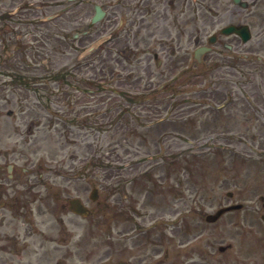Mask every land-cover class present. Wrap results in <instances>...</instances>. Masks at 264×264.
<instances>
[{"label":"rangeland","instance_id":"rangeland-1","mask_svg":"<svg viewBox=\"0 0 264 264\" xmlns=\"http://www.w3.org/2000/svg\"><path fill=\"white\" fill-rule=\"evenodd\" d=\"M21 1L25 0H6V7L5 0H0V18L4 13L16 14L17 17L28 11V8L22 9ZM198 1L206 8L197 9L198 16L204 15L207 10L218 12L220 16L225 13L226 20L231 18L233 22L250 23L252 40L247 45L239 41L240 50L245 51L250 47L255 61L258 57L264 60V0H246L250 3L248 10L234 5L231 0H214L213 6V0ZM27 2L34 8L33 17L42 16L44 20L47 15L56 13L57 8L52 6L55 3L42 6L39 5L40 0ZM187 9H190L189 5ZM90 17L84 15L74 25L82 27ZM2 21L0 37H6L7 23L6 27L5 22L2 26ZM55 23V29H65L62 33L71 29L59 25L58 20ZM194 23L196 25L189 22L187 26L189 38L196 35L199 29L198 24ZM13 25L9 23L11 29ZM20 27L15 25L14 32ZM29 29L33 30L32 26ZM91 34L92 37L84 44L86 46L77 43V47L83 49L79 59H88L93 49L102 48V37L95 36L94 30ZM29 37L31 40L36 38L34 34ZM3 48L7 47L0 43V52L4 51ZM195 49L196 44H188L184 55L187 61L178 64V73L182 74L189 68L194 74L191 67L194 65ZM113 52V57L119 53L121 64H113L115 57L111 58L112 53L105 49L103 57L105 65L110 64L114 68L112 71L115 70L111 84L114 90H127V94L141 93L150 86L146 84L148 79H142L141 74L150 77L153 86H156L177 73L172 71L166 77H161L155 69V62L146 63L147 60L143 58L140 62L136 60L128 65L124 61L125 50L121 53L118 50ZM56 59L53 66L55 71L77 60L70 55H60ZM257 64L261 71L252 73L251 79L258 83V87L250 89L253 95H257L256 92L264 95V63ZM46 70L41 66L37 68V73L45 75ZM86 72H79L75 76L80 79ZM106 72L110 79L111 69L107 67ZM130 73H133L131 77ZM0 79L2 85L7 80L6 77ZM225 84L229 90L237 89L231 86L232 83ZM173 87L174 93L178 94L174 99H151L146 104L132 105L114 93L100 95L93 92L83 95L79 91L75 93L74 99L67 97L64 102L55 95V104L50 110L39 104L33 92L25 91L20 95V91L14 88L10 96L9 90L0 92V183L4 188L0 193V205L5 203L3 208L0 206V264H133L136 261L134 251H141L148 257L158 249L161 252L159 255L163 256L167 247L175 256L172 264H264V249L259 242L264 237V223L261 219L264 214L261 201V197H264V111L259 120L256 119L255 111H252V115L249 114L251 120L247 124H242L239 115H236L237 118H228L229 114L225 113L213 116L210 111L202 115L197 105L190 100L196 99L195 94L190 92L185 96L186 90L196 89L195 80L183 85L179 81ZM170 93L172 90L167 94ZM183 96L190 99L186 98L182 102ZM16 97L23 101V107ZM70 99L74 102L68 105ZM255 99L262 100L264 107V97ZM100 103L103 105L100 106ZM156 103L160 105L157 109L153 108ZM175 103L178 105L174 106ZM125 105H131L130 109L134 111L132 115L138 120L130 119L127 114L129 122L128 118H124L119 124H108V131L89 129V121L86 123L85 117L90 116L94 124L100 121V109H122ZM9 111H13L11 116L8 115ZM58 115L71 120L68 119L70 122L64 125L57 118ZM156 116H167L169 120L152 125ZM172 157L178 160L170 167L167 159ZM93 158L95 160L88 167L105 162L122 168L129 180L152 171L156 185L145 184L149 182L145 181L139 188L128 182L124 188L110 196L105 195L107 188L118 181V177H110L105 182L108 183L105 189L102 188L105 185H96L101 191V207L107 209L104 217L102 209L90 202L89 196L94 187L88 184L90 177L70 176L75 173L74 170L82 168ZM9 164L15 166L14 181H9L7 177ZM99 169L94 168L87 175L92 176ZM58 170L68 175H58ZM228 192H233L235 197L229 199ZM77 195L92 207V217L83 219L70 213L69 200ZM125 196L139 209L140 214L133 215L136 226L125 223L118 225L116 211L121 206L127 207ZM234 203H243L245 211L226 215L218 223L219 233L205 231L199 236L208 214ZM175 208L183 211V214L186 212L183 221L189 226L187 233L178 238L173 235L172 229H165L167 239L170 240L164 238V241L159 239L158 233H148L152 223L159 217L164 216L165 221L172 219L176 215ZM246 218L249 223L244 225ZM237 219L241 220L240 225H234ZM136 227L135 232L131 233ZM184 241L185 245L179 247ZM228 243L234 244V251L220 253L218 245ZM245 249L250 252L247 261L243 260ZM181 250L184 252L181 253ZM144 256L142 258L146 259ZM149 259L145 260L146 264H151Z\"/></svg>","mask_w":264,"mask_h":264},{"label":"flooded vegetation","instance_id":"flooded-vegetation-1","mask_svg":"<svg viewBox=\"0 0 264 264\" xmlns=\"http://www.w3.org/2000/svg\"><path fill=\"white\" fill-rule=\"evenodd\" d=\"M65 1L64 4H58V11L62 12V15L66 13H72L74 7L66 5L70 3L69 0H57ZM100 2L103 9V18L98 23L100 27L96 31V36L104 37L105 47L109 49H147L154 50L151 54L149 51L148 57L145 58L146 63L150 61L156 62L158 69L166 66L169 63L170 57H175V49L183 50L188 44L197 45V47H212L209 53H206L202 61L197 63L199 67L198 78L201 79V88L199 90V104L203 111H211L215 108L217 112H214L216 116L221 114H229L228 118L236 114H241L240 118L246 121L249 119L248 111L251 110L250 99L246 98V93L251 92V82L248 80V75L251 71L250 56L243 54L241 59L243 63L235 66L234 60L235 47L238 45L235 43L237 40L236 35L227 36L229 41H225L224 35L221 34L222 29L230 25H236L238 22L231 21V18L226 20L225 13L220 16L218 12L213 13L207 11L204 15L199 16L197 24L202 28L197 29V35L188 37L187 26L190 18L192 23L196 21V15L199 11L195 9H206L205 6L198 0H87ZM233 3V0H231ZM188 3V4H187ZM212 2V6L214 4ZM187 5L192 9H187ZM68 8V11L66 12ZM209 8V7H208ZM207 8V9H208ZM212 14V16H210ZM60 19L65 18L60 16ZM231 21V22H230ZM222 25V26H221ZM221 26V27H220ZM90 27L91 25L90 21ZM208 29L212 32V37L207 35ZM200 34V35H199ZM90 35V32H89ZM215 37V43L209 45L211 38ZM233 37L234 39H230ZM206 40V42H205ZM202 42V43H201ZM168 51V53H166ZM247 51L250 52V49ZM129 52V51H128ZM229 52V54H228ZM162 55V56H161ZM160 56L162 59H160ZM218 56L223 57L222 60ZM169 57V58H168ZM226 57V58H225ZM142 58V54H139V62ZM212 60V61H210ZM213 68V89L210 90L206 87L207 71L209 68ZM234 78L237 80H230L231 86H236L237 89L229 90L220 80ZM227 88V89H224ZM254 97H259V93ZM259 95V96H258ZM264 97V95H261ZM256 103L260 105V109L257 111L258 115L263 112L264 107L262 100L255 99ZM215 103V106H214ZM247 111V113H246ZM243 114V115H242ZM262 118V115H259ZM4 191L1 186L0 193ZM134 205L125 208H120L119 218L121 220L130 219V216L134 214ZM246 221V220H245ZM211 224L205 226L207 231H219L216 228H210ZM224 230V228H223ZM225 231V230H224ZM160 251H154V257H157ZM135 264H146L145 260L139 252L134 253ZM166 262H162V259L154 260L155 264H167L170 258L169 251H166L164 256Z\"/></svg>","mask_w":264,"mask_h":264},{"label":"water","instance_id":"water-1","mask_svg":"<svg viewBox=\"0 0 264 264\" xmlns=\"http://www.w3.org/2000/svg\"><path fill=\"white\" fill-rule=\"evenodd\" d=\"M223 212H225V209H224V210H221V211L217 214V216H219V215L222 214Z\"/></svg>","mask_w":264,"mask_h":264},{"label":"trees","instance_id":"trees-1","mask_svg":"<svg viewBox=\"0 0 264 264\" xmlns=\"http://www.w3.org/2000/svg\"><path fill=\"white\" fill-rule=\"evenodd\" d=\"M90 84H94V83L91 82Z\"/></svg>","mask_w":264,"mask_h":264}]
</instances>
